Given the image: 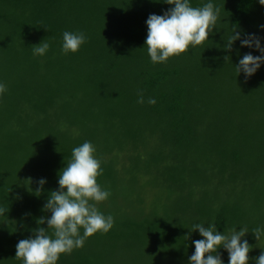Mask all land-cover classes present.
I'll return each instance as SVG.
<instances>
[{"label":"trees","instance_id":"trees-1","mask_svg":"<svg viewBox=\"0 0 264 264\" xmlns=\"http://www.w3.org/2000/svg\"><path fill=\"white\" fill-rule=\"evenodd\" d=\"M209 2L220 11L208 39L154 64L145 22L174 7L163 0H0V264H23L16 244L47 228L37 224L51 216L43 206L85 141L110 193L95 206L114 224L56 264H189L193 241L203 239L194 224L225 235L247 227L241 241L256 264L264 251V235L251 232L264 229V63L246 79L236 65L261 53L239 39L224 45L236 28L264 47V5L189 0ZM65 31L87 37L76 53L62 54ZM45 42V55H33ZM217 252L228 264L227 250Z\"/></svg>","mask_w":264,"mask_h":264},{"label":"clouds","instance_id":"clouds-1","mask_svg":"<svg viewBox=\"0 0 264 264\" xmlns=\"http://www.w3.org/2000/svg\"><path fill=\"white\" fill-rule=\"evenodd\" d=\"M163 2L174 7L169 8L163 15L150 14L145 22V45L154 64L166 62L172 56L187 52L189 46L202 45L212 32L220 11L211 2L203 7H192L189 0ZM258 2L264 5V0ZM260 27L264 28V25ZM86 39L83 32H63L62 54L76 53ZM238 39L241 46L254 47L261 53L259 56L245 53L236 65L237 73L242 71L247 79L264 63V47H261L260 38L255 34H245L241 39V32L234 28L224 48L230 50L232 43ZM38 45L33 48V55H45L49 44L45 42ZM224 59L229 57L225 56ZM5 91L6 86L0 83V94ZM143 102L141 96L138 103ZM148 103L154 104L155 99H149ZM94 152V146L88 141L72 149L71 159L59 174V188L50 192L43 206V210L50 211L51 216L37 220L38 225L44 224L46 220L47 228L33 229L34 237L21 239L15 246V258L22 260L23 264H56L61 254H70L74 249L83 247L88 237L97 232L106 234L113 227V217H105L95 206L96 203L106 200L110 193L102 190L97 183L102 169L101 162L95 158ZM37 183L39 187L35 193L39 195L46 180L41 178ZM6 212L7 209L0 208V215ZM49 229L52 230L51 235ZM193 229L198 230L203 239L193 241L194 252L189 257V264H223L217 252L221 246L228 252V264H248V253L252 245L247 240L241 241L249 231L247 227H241L239 231L233 229L227 235L216 231L214 224L208 227L194 224ZM251 232L257 241L264 235V229L259 227ZM255 259L256 264H264V251Z\"/></svg>","mask_w":264,"mask_h":264}]
</instances>
